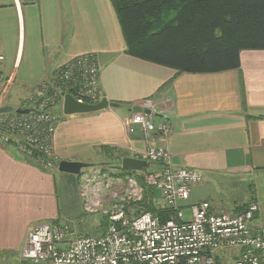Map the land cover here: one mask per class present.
Masks as SVG:
<instances>
[{
    "label": "crops",
    "instance_id": "0c3cea01",
    "mask_svg": "<svg viewBox=\"0 0 264 264\" xmlns=\"http://www.w3.org/2000/svg\"><path fill=\"white\" fill-rule=\"evenodd\" d=\"M87 52L96 58L102 97L118 105L62 114L53 139L55 165L62 159L97 165L92 152L106 155L103 165L123 156L141 157L145 141L138 131L129 134L126 122L134 106L150 99L155 122L170 126L171 161L202 173L186 205L207 201L212 212H223L255 201L260 217L263 201L255 194L254 179L264 187V49L241 50L236 69L176 73L125 52L110 0H0L1 104L11 91L22 95L20 101L30 97L57 65ZM56 172L57 165L45 169L0 143V248L20 250L29 227L58 216ZM223 176L245 177L256 191L240 203L221 205L208 189ZM100 188L99 201L106 203L108 193ZM96 224L95 233L103 232L106 224ZM76 225L72 231L80 235Z\"/></svg>",
    "mask_w": 264,
    "mask_h": 264
},
{
    "label": "built area",
    "instance_id": "2783aa9c",
    "mask_svg": "<svg viewBox=\"0 0 264 264\" xmlns=\"http://www.w3.org/2000/svg\"><path fill=\"white\" fill-rule=\"evenodd\" d=\"M67 93L85 103H96L102 98L93 53L79 54L57 65L52 79L39 81L30 97L11 111L1 112L0 143L12 146L19 155L33 159L45 169H52L56 162L54 133ZM138 106L141 110L132 113L126 129L129 134L138 131L142 135L146 147L137 158L146 161L141 170L144 182L154 187L157 206L172 209V214L161 221L138 205H134V212L126 210L125 204L142 196L136 177H128V187L121 195L108 193L109 203L100 210L106 217L103 232L72 236L66 223L39 222L27 229L19 257L49 264H264V223L256 221L257 202L250 201L238 211L212 212L209 203L201 201L190 204L189 215L185 216L182 203L188 201L191 188L201 182L202 173L171 161L170 126L166 121H154L152 100L144 99ZM88 169L93 177L103 180V173L95 174V166L84 168ZM80 174L83 194L86 198L91 195L86 199V208L95 212L101 203L102 184L89 182L88 173ZM105 185L107 182L102 187ZM229 249L233 252L232 262L224 253ZM220 250L221 256L217 253Z\"/></svg>",
    "mask_w": 264,
    "mask_h": 264
},
{
    "label": "trees",
    "instance_id": "16d2710c",
    "mask_svg": "<svg viewBox=\"0 0 264 264\" xmlns=\"http://www.w3.org/2000/svg\"><path fill=\"white\" fill-rule=\"evenodd\" d=\"M125 42V52L176 73L236 69L243 49H264V0H110ZM105 165V164H104ZM100 170L105 168L100 166ZM132 171L123 170V174ZM141 199L129 202L159 216L172 209L154 203L156 191L141 172ZM245 205H241L239 210ZM103 217H105L103 215ZM101 224H106V217Z\"/></svg>",
    "mask_w": 264,
    "mask_h": 264
},
{
    "label": "rangeland",
    "instance_id": "374dc122",
    "mask_svg": "<svg viewBox=\"0 0 264 264\" xmlns=\"http://www.w3.org/2000/svg\"><path fill=\"white\" fill-rule=\"evenodd\" d=\"M53 70L49 73V77L47 80L52 79ZM22 95L19 93H15L14 91H11L3 100V103L9 104L12 107H17L20 105L19 101ZM11 97V99H10ZM21 102V101H20ZM3 104V105H4ZM62 105V104H61ZM62 109V108H61ZM63 117H65V114H63ZM69 116H66V118ZM154 121H158L157 118H154ZM90 156L94 157V162L97 161V165L95 167L97 168L95 174H99L100 172L104 174L103 180H98L99 178L93 177L91 174L90 169L84 170L81 172L82 174L88 173L87 178L89 182L97 181V183H101L104 185L105 182H107V185H105L104 189L106 190V193H113L122 191L123 189H126L128 187L127 178L129 174H123V170L120 168V159L117 162H111L103 165L102 162H108L106 160V155L99 154L97 155L96 152L90 153ZM102 163V164H100ZM114 163V164H113ZM58 163H56L57 165ZM95 164V163H94ZM55 165V166H56ZM110 165V166H109ZM102 166L105 169L100 170L99 167ZM121 178L120 180L117 179V182L115 179ZM130 177V176H129ZM81 174L80 175H73L65 172H56V187H57V204H58V216L52 219H47V221H60L68 223L71 226V231L73 229V223L78 221V226L76 227V230H78L77 234H96L95 233V227H97V224L99 221H101L103 217V214H100V210L105 207L109 201L107 200L106 203L101 202L97 208H95V212L89 211L86 208V197L83 196V188L81 183ZM219 178V179H218ZM215 178V185L208 189V196L213 199L214 201H218L221 203V205L226 204L227 206H231L234 202L240 203L243 198H248V194L256 191L253 189L252 185H250L249 179L242 177V178H232L229 176H223ZM108 179V180H107ZM84 182L87 181V179L83 180ZM255 185H257V192L255 194H258L260 198H262L263 204H260V217L256 219L257 222H264V187L259 183V180L254 179ZM82 192V194H80ZM108 195V194H107ZM106 195V196H107ZM157 195H155L156 198ZM112 198V197H111ZM155 201V200H154ZM155 203V202H154ZM260 203L261 199H260ZM158 205L157 203H155ZM187 203H182L183 206V213L185 216L189 215V205H186ZM136 207H130L131 212H134ZM102 215V217H101ZM57 220V221H56ZM96 224V226H93ZM76 234L72 231V236H75ZM19 249H16L14 247L10 248H0V264H49L48 261H40L35 263L32 260H22L19 257ZM218 255H222L223 250H220L217 252ZM224 253L226 254V258L228 262H232V250H225Z\"/></svg>",
    "mask_w": 264,
    "mask_h": 264
},
{
    "label": "water",
    "instance_id": "95a60500",
    "mask_svg": "<svg viewBox=\"0 0 264 264\" xmlns=\"http://www.w3.org/2000/svg\"><path fill=\"white\" fill-rule=\"evenodd\" d=\"M118 105L117 102L109 101L106 97H102L96 103H85L79 102L74 99L69 93L64 95L62 100V112L65 115L71 114H86L92 113L95 111H99L108 107H116ZM11 105H3L0 107L1 112H8L12 110ZM133 111H140L141 107L134 106L132 108ZM18 112H25L27 109H16ZM145 113H150L149 109H144ZM153 116L157 115V113H152ZM95 164L79 161V160H66L62 159L58 161L57 169L61 172L73 174V175H80L83 168L92 167ZM146 166V161L144 159H140L137 157L132 156H123L120 159V168L122 170L127 171H141Z\"/></svg>",
    "mask_w": 264,
    "mask_h": 264
},
{
    "label": "clouds",
    "instance_id": "9594fccd",
    "mask_svg": "<svg viewBox=\"0 0 264 264\" xmlns=\"http://www.w3.org/2000/svg\"><path fill=\"white\" fill-rule=\"evenodd\" d=\"M95 166V165H94Z\"/></svg>",
    "mask_w": 264,
    "mask_h": 264
}]
</instances>
